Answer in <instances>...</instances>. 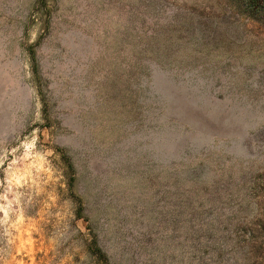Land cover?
<instances>
[{"label": "rangeland", "instance_id": "rangeland-1", "mask_svg": "<svg viewBox=\"0 0 264 264\" xmlns=\"http://www.w3.org/2000/svg\"><path fill=\"white\" fill-rule=\"evenodd\" d=\"M263 181L264 0H0V264H244Z\"/></svg>", "mask_w": 264, "mask_h": 264}, {"label": "trees", "instance_id": "trees-1", "mask_svg": "<svg viewBox=\"0 0 264 264\" xmlns=\"http://www.w3.org/2000/svg\"><path fill=\"white\" fill-rule=\"evenodd\" d=\"M260 192L257 213L242 223V233L238 234L237 243L246 248L244 264H264V184Z\"/></svg>", "mask_w": 264, "mask_h": 264}]
</instances>
